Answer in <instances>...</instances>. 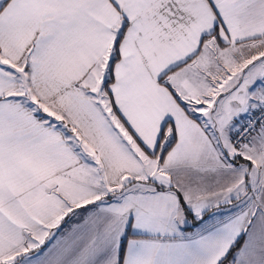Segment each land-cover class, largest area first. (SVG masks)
Masks as SVG:
<instances>
[{"label":"snow or ice","instance_id":"1","mask_svg":"<svg viewBox=\"0 0 264 264\" xmlns=\"http://www.w3.org/2000/svg\"><path fill=\"white\" fill-rule=\"evenodd\" d=\"M0 264H264V0H0Z\"/></svg>","mask_w":264,"mask_h":264}]
</instances>
